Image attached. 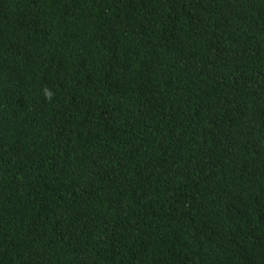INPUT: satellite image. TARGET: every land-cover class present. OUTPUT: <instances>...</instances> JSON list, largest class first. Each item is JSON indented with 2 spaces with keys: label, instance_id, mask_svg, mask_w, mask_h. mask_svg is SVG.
<instances>
[{
  "label": "trees",
  "instance_id": "16d2710c",
  "mask_svg": "<svg viewBox=\"0 0 264 264\" xmlns=\"http://www.w3.org/2000/svg\"><path fill=\"white\" fill-rule=\"evenodd\" d=\"M0 264H264V0H0Z\"/></svg>",
  "mask_w": 264,
  "mask_h": 264
}]
</instances>
